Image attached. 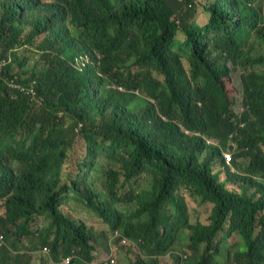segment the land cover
<instances>
[{
  "label": "trees",
  "instance_id": "16d2710c",
  "mask_svg": "<svg viewBox=\"0 0 264 264\" xmlns=\"http://www.w3.org/2000/svg\"><path fill=\"white\" fill-rule=\"evenodd\" d=\"M194 4L0 0V264H100L102 236L64 205L111 227L118 264H264V0H214L204 26Z\"/></svg>",
  "mask_w": 264,
  "mask_h": 264
},
{
  "label": "rangeland",
  "instance_id": "374dc122",
  "mask_svg": "<svg viewBox=\"0 0 264 264\" xmlns=\"http://www.w3.org/2000/svg\"><path fill=\"white\" fill-rule=\"evenodd\" d=\"M43 3L45 2H52V0H42ZM195 3L194 4L196 11L200 10L203 13H205L206 8L214 1V0H193ZM173 2V1H172ZM183 2V1H182ZM174 3V2H173ZM187 5H183V6H179V2H177L176 4H174L172 6V9L180 12L181 10H183L185 12ZM206 15V13H205ZM209 15H202V17H197L196 15V22H192V24H197L199 26H204L206 24L209 23L208 18ZM179 38L180 40H186L187 39V35L184 34L183 31L180 32L179 34ZM178 50V49H176ZM30 55H34L33 52H29ZM187 68L189 67V65L185 62ZM16 72L19 71L18 67L15 70ZM227 84V88L229 90V94L232 98V100H234L232 108L235 109L237 114H242L244 112V108H243V86H242V81L240 79V74H238V72H233L231 78L227 79L226 81ZM124 91V90H123ZM140 95H142V93H140ZM76 151L79 153L78 155H82L84 153L87 152L85 144L83 142V140L80 141V143L78 144V146L76 147ZM76 151L73 153V155L75 156ZM234 166V165H233ZM221 170H223V167L221 166H216L215 167V172H220ZM147 181V178H142L141 179V184H145ZM231 187V186H230ZM188 205H189V209L191 212V222L193 224L198 223V222H202L203 224H209L210 223V216L212 214V205L210 204H200L197 201L189 198L187 200ZM63 210L66 211L68 214H71L75 219L77 220H82L85 221L88 224L93 225L96 230L98 231V233L102 236L101 239V250H100V255H99V263L103 264V261L105 258H107L109 252L111 251V247L110 245L106 244L103 242V238H105L108 234H110L112 232L111 227L106 224L103 220H101L100 218L96 217L94 215V213H90V212H85L84 210H82L79 207H71L68 205H64L63 206ZM1 214V212H0ZM190 236V233H189ZM240 237L239 236H234L230 239L229 242H225L223 249L225 251L228 250L229 244L230 242H238L240 241ZM186 243L188 241H185ZM176 247L178 248L177 251L175 253H173L175 258H181V256H185L188 255L187 253H185L184 248L182 246V240L180 238H178V240L176 241ZM121 246H114L113 248V254H115L116 259H117V263L119 262L121 256L123 257V254H121ZM125 251L128 253V255L131 258H135V254H134V250L130 249L129 251L125 248ZM170 259V255L167 256ZM39 263V261H37ZM128 264V263H126Z\"/></svg>",
  "mask_w": 264,
  "mask_h": 264
},
{
  "label": "clouds",
  "instance_id": "9594fccd",
  "mask_svg": "<svg viewBox=\"0 0 264 264\" xmlns=\"http://www.w3.org/2000/svg\"><path fill=\"white\" fill-rule=\"evenodd\" d=\"M52 2H53V0H52ZM52 2H48V1H47V2H45V3H52ZM188 7H189V6H188ZM190 8L192 9V8H193V5H190ZM194 9H196L195 6H194ZM186 11H187V9L185 10V12H186ZM185 12H184V13H185ZM196 15H197V17H202V14L200 13L199 10L196 11ZM177 17H178V16H176L174 20H176ZM195 19H196V16H195ZM195 19H194V22H196ZM177 23L180 24V22H178V21H177ZM182 41H185V40H182ZM83 61H84L85 64H86V63H90V58H89L88 56H85V57H83ZM0 64L3 65V66L7 65V64H8V59L5 58L4 56L0 55ZM13 81H15L17 85L25 86V87H28V88H31V89H33V88H32V87H29V86H26V85H24V84H22V83L18 80V78H14V79L10 82V86H11L14 90L19 91V92H21L22 94H25V95H27V96H32L33 94H35V90H34V89H33L34 92H33L32 95H28L27 93L22 92V91L19 90V89H16L15 87H13V84H14ZM119 89L122 90V91H123V90L125 91V89H124L123 87H120ZM137 93L140 94L141 92H137ZM233 136H234V135H233ZM233 136H232V137H233ZM232 146H233L235 149L239 148V145H238L237 143H234V142L232 143ZM224 155H225V158L227 159V164L230 165L231 167H234V166H233V163H234V155L232 154V151L229 150V151L226 152ZM234 171H236V169H234ZM209 224H210V223H209ZM122 236H123V234H122L120 231H117V232H115V234H114V238H122ZM3 237H4V236H3ZM1 238H2V236H1ZM2 240H4V239L2 238ZM124 240H128V243H127V244H124ZM131 242H132V241H130L128 238H125V237H124L123 240H122L121 245H122V246H127V245L131 244ZM46 248H48V251H46ZM44 252H45V253H50V252H51V249H50L48 246H46V247L44 248ZM69 258H71V262H70L69 264H73L74 259H75V255H74V254L69 255L68 257H66V258L64 259V263H63V264H65V263L68 261ZM182 258H184V256H182ZM186 258H188V256H186ZM113 261H115V262H113ZM116 262H117V259H116L115 254H113V253H109L108 256H107V258H106V261H105L103 264H116Z\"/></svg>",
  "mask_w": 264,
  "mask_h": 264
},
{
  "label": "built area",
  "instance_id": "2783aa9c",
  "mask_svg": "<svg viewBox=\"0 0 264 264\" xmlns=\"http://www.w3.org/2000/svg\"><path fill=\"white\" fill-rule=\"evenodd\" d=\"M13 87H15L16 89L21 90L22 92L27 93L28 95H32L33 94V89L25 87V86H21V85H17L15 81H13ZM2 238L4 239V237L2 236ZM128 240H124V244H127ZM46 251H48V248H46ZM71 262V258L68 259V261L65 264H69ZM115 262V261H113Z\"/></svg>",
  "mask_w": 264,
  "mask_h": 264
},
{
  "label": "crops",
  "instance_id": "0c3cea01",
  "mask_svg": "<svg viewBox=\"0 0 264 264\" xmlns=\"http://www.w3.org/2000/svg\"><path fill=\"white\" fill-rule=\"evenodd\" d=\"M199 11H200V10H199ZM200 13H201L202 15H204V16H206V15H207V14L205 15V13H206V12H205V13H203L202 11H200Z\"/></svg>",
  "mask_w": 264,
  "mask_h": 264
}]
</instances>
